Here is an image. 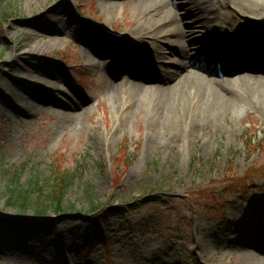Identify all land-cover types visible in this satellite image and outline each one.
<instances>
[{"label":"rangeland","instance_id":"374dc122","mask_svg":"<svg viewBox=\"0 0 264 264\" xmlns=\"http://www.w3.org/2000/svg\"><path fill=\"white\" fill-rule=\"evenodd\" d=\"M61 1L0 0V165L20 169L25 186L35 174L45 185L54 170L81 168L64 197L66 210L51 209L42 216L33 209L8 206L7 181L0 170V264H150L145 251L157 246L165 252L174 248L167 259L175 263L242 264L241 229L249 232L243 231L242 240L249 235L259 241L252 254L264 260V177L259 174L264 166V100L257 101L256 107L233 95L227 104L206 110L214 124L210 125L205 116L192 112L196 90L183 82L185 72L178 75L171 92L163 90L164 80L158 82L162 69L181 57L169 49L183 42L172 29L189 31L188 40L191 30L203 21L200 12H184L170 2L168 10L176 13L177 20L163 28L171 32L165 44H156L155 51L166 54L160 61L163 66L150 65L149 77L154 81L144 89L131 77L132 70L113 78L96 64L98 58L93 59L95 66L88 65L81 39L84 27L103 25L134 34L136 42L129 46L130 40L117 43L101 31L114 49L126 51L140 42L154 45L151 21L145 17L136 21V4L144 8V3L64 0L73 10V28L67 29V18L55 22ZM252 1L240 2L250 6L252 16L228 7L219 11V15L226 13L222 25L227 30V24L239 27L248 37L249 29L262 30L264 0ZM109 2L117 3L114 14L104 12ZM256 9L262 12L261 18ZM54 27L60 31L51 33ZM197 30L200 36L203 29ZM34 32L40 35V43L46 42L47 49L41 53L31 51ZM145 32L150 33L148 38ZM189 44L199 67L220 65L216 55H208L205 44ZM156 55L154 64L159 60ZM29 62L44 68L55 90L32 88L34 96L21 101L16 111L11 102L17 101ZM197 71L203 73L201 68ZM224 76L216 78L222 82ZM51 94L61 106L68 96L85 104L77 112L46 105ZM91 199L100 208L117 211L109 227H101L92 218ZM89 227L99 235L95 243L82 241Z\"/></svg>","mask_w":264,"mask_h":264},{"label":"bare ground","instance_id":"6f19581e","mask_svg":"<svg viewBox=\"0 0 264 264\" xmlns=\"http://www.w3.org/2000/svg\"><path fill=\"white\" fill-rule=\"evenodd\" d=\"M144 3V8H141L140 6H137L136 4V12H137V22L141 21L142 17H145L146 20H150V24L154 26L155 28L151 31L153 32V39H154V45L153 44H145V46H142V42L137 43L135 48H128L127 51L122 53L119 50H115L113 48L112 41L108 40L106 37H102L103 35H100V32H98L96 29L91 28L89 25L84 27V34L82 35V41L86 49H84L83 55L87 58L88 65L95 66L96 64L100 67H103L107 71H109L112 74V77L115 78V75L131 66L132 61L135 59L136 63L138 64L137 70L141 74V80H142V87L144 89L148 88V85H146L147 82L151 81V78L149 77V74L146 71V67L144 66V60L148 59L145 55H148L151 60H155L153 57L156 55L159 60L156 61L158 66L160 67L161 63L160 61H163L165 58V53H161L160 51L156 50V44H165L166 40L168 39V35L171 34V32H167V30H163L172 20H177L176 13L174 11L168 10V5L170 2L173 5H179V7L183 8L184 12H190L193 9H196L200 12V15L202 18V23L197 26L195 25L194 29L192 31V35L187 40L188 32L184 28L182 29H172L173 35L179 37V40L183 41L182 43L176 44L174 46H171L169 49L173 53H178L182 58H180V61L175 62L170 66V68L166 70H162L163 72V90L171 92L173 91L174 87L177 85V82L174 83L178 75L181 73H184L182 75L183 82L189 83L190 87L192 89H195L194 99H193V108L192 112L194 116H205L207 118V123L210 122V125L212 124V117H209L206 113L207 109H210L211 107L216 108L219 105H225L227 104L228 100L231 96H242L244 99L250 101L252 104H256L257 107V101L264 100V78L257 77V74L260 72H264V62L263 60L259 63H253L255 65H252L250 68H247V71L242 68V66L239 67H232L229 62L227 61V58L230 54L228 51L227 45L230 44V41H237L238 43H248L250 40H253L249 37H246L244 34L243 29L239 27H235L233 25L227 26L230 28V30H227V28H224L222 25L224 21V17H226V13L218 14L219 11L225 10L226 7L234 10L242 12L245 16L247 14L251 15L250 12H248V6L245 3H242L240 5V2H251L254 3L252 0H175V1H169V0H141ZM62 3L63 5H60ZM59 3L58 7L60 11L59 17L55 20V22L58 24L61 21H65L64 28L70 29L73 28L71 23V17H72V6L65 4L64 0H62ZM84 5H86L84 3ZM117 3L115 2H109L104 7V12H107L109 14H114L116 12ZM250 7V6H249ZM254 9V8H252ZM260 9H256L255 12L258 13L259 17L261 18L262 12L258 11ZM209 13H213L212 15H209ZM255 16L259 19V17ZM208 16V17H207ZM224 16V17H223ZM252 16V15H251ZM254 16V15H253ZM61 17L62 20H59ZM206 21L213 22L212 25H208ZM140 23V22H139ZM197 27L202 28L201 35L197 36ZM56 30H53L51 33L60 31V27H54ZM160 28V30H159ZM171 31V30H170ZM229 31V32H226ZM147 33L145 32V38H148ZM134 35V34H132ZM33 42V48L31 51L34 53H41L40 51L43 49H47L46 42L40 43V35L34 33H31ZM256 37H258L255 41V44L259 45L261 47V54L264 56V30L257 31ZM192 38V39H191ZM255 38V37H254ZM152 39V38H149ZM191 39V40H189ZM205 44V47H208V53L215 54L217 51H221L220 54V61H222L224 64L228 65L227 73H233L234 71H237L239 69H243L244 73H236V74H227V77H224L221 82L219 78H216V72H213L211 70H206L205 72L208 74L200 73L195 69L196 62H192L193 57L195 58L196 55H194L192 49L193 46H191L190 42H198ZM178 43V42H177ZM21 45H26V43H22ZM50 45V44H49ZM152 45V46H151ZM195 45V44H193ZM156 52L154 54L151 49ZM226 46V47H225ZM21 47V46H20ZM22 48H24L22 46ZM130 49V50H129ZM152 53H150V52ZM243 51V49L240 50V52ZM163 54V55H162ZM98 58V61L96 64L94 63L93 59ZM149 60V59H148ZM150 61V60H149ZM27 67L24 68L25 72L27 74H24L23 76L25 78L22 79V84L19 86V95L17 98V101L11 102V108H15L16 111L21 108L18 105L21 104L20 102L27 99L29 96H34V92H32V88H42L44 90H48V93L51 92V90H55L53 86H50V80H47L45 77L46 74L45 70L41 66H37L34 63H27ZM224 69V70H226ZM47 71V70H46ZM254 75V79L253 76ZM56 76V75H55ZM214 80L218 87H214L211 82H208L207 77ZM110 79V78H109ZM251 79H253L251 81ZM111 80V79H110ZM59 83L56 80H53V82ZM39 82V83H37ZM173 83V84H172ZM57 86V85H56ZM150 86V85H149ZM166 86V87H165ZM113 87V84L110 83V85L107 87L110 91ZM151 87V86H150ZM57 91L61 93L62 95H67L65 91H63L61 88L56 87ZM232 89V90H231ZM223 90L226 92V95L223 93ZM227 91H230L227 93ZM37 94V92H36ZM229 97V98H228ZM256 98H259L256 100ZM50 103H45L49 106L54 107H63L66 110H74L77 112V110L80 109L81 105H84V102H81L80 100L74 102V99L70 96L67 97V100L64 102L65 104H62L61 106L59 103L55 101L54 95H50ZM44 104V105H45ZM85 114H87V110L84 111ZM64 116V114H63ZM162 120L164 119V115L160 114ZM217 128H212L213 133H217ZM137 171H132L131 174L135 175ZM261 214H264V208H261ZM25 223H30V221H26ZM240 229L242 227H239ZM243 229L240 230V238L239 243L241 244L244 252V258L241 261L242 264H264V260H259L258 257H256L252 252V248H257L258 244L256 243V240L251 239L248 235L246 240L244 239V233ZM249 234V232L245 231V234ZM11 236V235H10ZM13 237V236H11ZM241 239V240H240ZM254 241V242H253ZM256 241V242H255ZM245 242V243H243ZM167 245V243H164V245ZM170 244H168L169 246ZM251 245V246H249ZM171 246V245H170ZM169 246V247H170ZM3 251V250H2ZM257 251V250H256ZM146 252V257L148 259V262L150 264H200L199 262H187V261H178L179 263L173 262V260H168V256H172L174 253V248L168 249L167 252L163 251L162 246L154 247L153 249H150Z\"/></svg>","mask_w":264,"mask_h":264},{"label":"trees","instance_id":"16d2710c","mask_svg":"<svg viewBox=\"0 0 264 264\" xmlns=\"http://www.w3.org/2000/svg\"><path fill=\"white\" fill-rule=\"evenodd\" d=\"M252 143V141H250ZM79 165L71 171L54 170L47 180V184L35 174L27 186L21 184V171L18 168H6L0 165V170L7 181L6 194L8 196V206L20 210L33 209L38 215H45L49 210L60 212L66 210L63 200L71 184L79 176L81 168ZM260 176L264 177V166L260 167ZM92 201L91 211L96 212L99 207ZM117 211L107 209L105 213H97L94 216L107 224L117 217ZM96 236H92L95 240Z\"/></svg>","mask_w":264,"mask_h":264}]
</instances>
